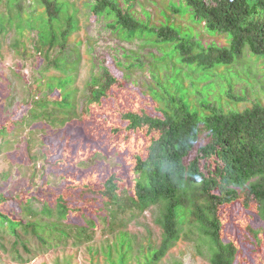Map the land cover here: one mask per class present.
<instances>
[{
	"label": "trees",
	"instance_id": "trees-1",
	"mask_svg": "<svg viewBox=\"0 0 264 264\" xmlns=\"http://www.w3.org/2000/svg\"><path fill=\"white\" fill-rule=\"evenodd\" d=\"M35 1L41 8L30 9L26 0H0V48L8 34L13 33L10 45L17 57L13 75L23 81L27 90L25 102L29 105L27 114L13 125L29 126L26 135L29 161L34 160V148H38L42 161L40 169L35 164L32 166L25 195L17 201L13 199L15 204L8 201L9 195L4 194L3 185L0 186V223L5 228L3 232L0 230L1 248H4V234L8 233L14 254L20 260L23 253H33L32 240L40 247H78L87 244L96 230L103 229L114 233V237L99 249L87 247L91 264L100 263L97 260L100 250L110 264H129L133 257L137 264H158L181 237H195L206 246L210 264H241V255L250 257L252 248L262 241L258 230H254L252 245L234 243L224 233L227 225L223 211L237 201L242 191L249 189L256 202L257 214L264 220V102L261 98L251 90L244 96L232 91L233 83L225 91L215 92L211 91L210 82L198 86L196 80L180 82L173 89L150 90L152 97L158 100L155 110L151 112L142 105L136 109H122L120 122L114 129L120 132L125 128L133 133L143 130L148 137L146 155L137 154L130 170L134 175V189H124L119 182L125 177L111 173L102 183L103 190L95 191L87 170L107 160L109 150L89 134V127L95 109L108 105L109 99L118 95L115 88L122 84L103 60L93 57L91 75L79 86L80 49L70 45L69 35L74 19L72 16L66 18L64 14L66 6L78 5L77 1ZM186 1L208 28L229 33L232 38L228 47H204L199 42L180 37L171 26L159 28L162 39L179 41L183 61L198 65L194 71L220 66L233 68L247 54L264 58V0ZM84 3L91 7L90 15L97 16L103 25V19L115 15L116 24L122 29L136 30L143 26L111 0H82L79 5ZM108 7L110 13L103 18L104 8ZM36 27L41 29L37 32V42L32 33L26 35ZM33 42L35 45L29 47ZM121 50L124 56L127 49ZM18 54L21 62H18ZM31 55L35 62L37 57L42 58L43 65L33 68L28 78L23 72V62ZM115 59L118 65L122 64L123 60L117 56ZM52 68H57L59 74H49ZM148 74L152 79L153 76ZM128 81H132L131 78ZM54 82L65 90L56 88ZM46 86L49 94L58 92V99L48 101L49 95H44ZM217 95H223L224 99L216 98ZM250 95L256 96L254 101L251 100L252 105L241 106L240 103L249 100ZM10 131L8 127L0 126V144L12 143L16 132ZM202 131L208 133L200 140ZM196 147L206 156H217L221 163L220 173L213 176L205 171L199 157L188 160ZM85 155L88 157L84 161ZM83 167L86 170L81 172ZM73 173L85 189L75 191L67 198L59 193L53 200L50 188L55 182L66 185V177ZM54 175L55 179H52ZM73 197L81 199L83 208L69 206ZM33 201L40 202L41 207H33ZM16 204L20 208L19 214L15 212ZM85 206L90 207L85 209ZM148 211H153V220L161 230V240L159 243L149 240L138 254H133L135 246L131 237L134 236L128 231L127 224ZM72 257L71 254L66 259L67 264H71ZM254 260V257L250 259L251 262Z\"/></svg>",
	"mask_w": 264,
	"mask_h": 264
},
{
	"label": "rangeland",
	"instance_id": "rangeland-1",
	"mask_svg": "<svg viewBox=\"0 0 264 264\" xmlns=\"http://www.w3.org/2000/svg\"><path fill=\"white\" fill-rule=\"evenodd\" d=\"M72 1H77L79 5L82 0ZM111 1L140 21L143 26L136 30L118 27L115 15L114 18L113 15L107 16L110 13V7L104 8L103 15H101L103 18L105 16L109 18L103 19V25L97 19V16L90 15L91 7L86 3L79 6L71 3L66 6L64 14L66 18L72 16L74 19V27L69 32L70 45L74 46L76 50L80 49L81 64L78 85L81 86L90 77L93 57H99L103 60L122 84L121 87L115 88V93H118V95L110 98L108 105L95 109L93 113V121L89 127L90 131L88 129L89 134L96 137V139L98 138L103 147L108 149L109 152L107 153V160H103L87 170L89 182L95 187V191H102V183L107 176L116 173L119 177H125L119 184L127 191H132L135 180L130 170L134 166L137 154L146 155L148 141L146 132L143 130L136 133L127 131L125 128L120 132L114 131L116 125L120 122V111L128 108H140L142 105L141 107H145L152 112L155 110V104L158 103V100L152 97L150 90L156 92L159 89L163 90L164 87L173 89L180 82L185 81L186 83L194 80H196L198 86L207 85L210 82L211 91L215 90V92L225 91L228 85L233 83L235 85H232V88L230 87L232 91H237L244 96L247 90H251L264 102V58L258 54H247L239 60V63L234 64L233 68L231 66H220L211 70L194 71L198 65L183 61V55L178 47L179 41L162 39L158 34L159 28L171 26L178 31L180 37L199 42L204 47L230 46L232 38L229 33L208 28L204 21L196 16L186 0ZM26 5L31 6L30 9L32 10L40 7L35 0H26ZM35 29L26 33V35L32 33L37 42L38 33L41 29L38 27ZM13 35V33H9L0 48V126L8 127L12 134L16 132L12 136L10 145L0 144V146H3L0 149V186L3 185L1 189L4 194L9 195L8 201L11 204H15V201L24 197L31 178L32 166L35 164L37 169L42 166L38 148L33 150L34 160L29 161L28 158L26 135L29 132V126H18V123L16 126L13 125L16 120L24 117L29 109V105L25 102L27 100V90L24 83L13 75V63L17 58L10 45ZM32 45H35L34 42L29 44V47L32 48ZM121 48L127 49L124 56ZM92 53H94V56H91ZM116 56L120 61L123 60L122 64L118 65L116 63ZM42 61V58L37 57L35 62L31 55L27 61L23 62L25 66L24 74L29 78L32 73L31 70L41 67L43 65ZM18 62H21L19 54ZM49 72V74H59L57 68H52ZM148 72L153 76V82ZM35 75L39 76V73L37 74V71H35ZM70 76L69 74L68 77ZM130 78L132 81L129 82ZM54 83L57 84V82ZM55 87H61L62 90H65L58 84ZM45 88L44 95H49L48 101L58 99V92H56V95H53V93L51 95L47 90L48 87ZM119 94H125V96H119ZM215 97L224 99L223 95ZM255 97V95H250V99L244 100L240 105H252ZM49 106H52V104L50 103ZM85 118L87 117L85 116ZM207 133V131H202L200 140L205 139ZM155 134L154 132L153 135ZM113 149L116 150L112 151ZM87 157L88 155H85L82 160L85 161ZM195 157H199L200 164L205 168V171H209L213 176L217 175L221 167L217 156H206L199 151V147H196L190 153L188 160ZM66 158L68 157L66 156ZM81 169V172L86 170L85 167ZM5 175H7V179H5ZM52 179H55V175L52 176ZM3 180L5 182H2ZM65 184L67 186L59 185L57 182L53 184V187L50 188V191L53 192L50 197L53 200L59 193L67 198L75 191L79 192L85 189V186L75 178L74 173L66 177ZM25 186L27 187L24 189ZM69 206L81 209L84 204L81 199L73 197L69 201ZM33 207L40 208L41 203L33 201ZM88 207L85 206V209ZM15 212L16 214L20 213L17 204L15 205ZM223 212L225 215L224 222L227 225L224 233H226L228 239L238 245L240 242L251 244L255 240L254 230H258L259 238L262 239L257 247H251L253 252L250 257L241 255V264H264V220L257 214L256 202L249 189L242 191L237 201L226 206ZM153 219V211H148L127 224L128 231L134 236L131 237L135 246L133 254H138L141 246L148 245L149 240L156 243L160 242L161 230ZM1 229L3 232L5 228L0 223ZM151 235L154 237H150ZM4 237V248L0 246V264H67L66 259H69L71 254L73 255L71 264H91V254L87 247L91 245L99 249L101 245L103 246L111 237H114V233L98 229L92 236L93 238L87 241V244L85 242V244L78 247L72 245L66 247L53 246L51 248L40 247L37 246L39 243L36 240H32L30 241V248L33 253L31 255L23 253L20 260L18 255L14 254L15 249L9 239L11 236L6 233ZM98 253V257H96L100 262L99 264H110L101 250ZM253 257L255 260L251 262L250 259ZM100 258L102 261H100ZM135 260L136 258L133 257L129 264H137ZM158 264H210V260L206 246L200 244L195 237H181Z\"/></svg>",
	"mask_w": 264,
	"mask_h": 264
}]
</instances>
